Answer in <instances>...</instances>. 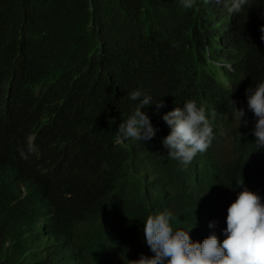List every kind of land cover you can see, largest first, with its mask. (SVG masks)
<instances>
[{
  "label": "trees",
  "instance_id": "16d2710c",
  "mask_svg": "<svg viewBox=\"0 0 264 264\" xmlns=\"http://www.w3.org/2000/svg\"><path fill=\"white\" fill-rule=\"evenodd\" d=\"M0 96L29 168L56 169L48 212L16 199L0 156V264H153L151 237L176 264H264V0H0ZM170 106L201 136L188 168L157 151Z\"/></svg>",
  "mask_w": 264,
  "mask_h": 264
},
{
  "label": "clouds",
  "instance_id": "9594fccd",
  "mask_svg": "<svg viewBox=\"0 0 264 264\" xmlns=\"http://www.w3.org/2000/svg\"><path fill=\"white\" fill-rule=\"evenodd\" d=\"M197 1L204 6H212V4L220 0ZM12 102L13 100L11 98L2 97V102L0 105V138H9V140L0 143V156L6 159L8 168L12 170L11 184L13 186V190L16 191V199L24 202H32L34 198L38 197L39 200L35 203L41 205L43 210L49 212L50 202H52V199H49L44 195V186L45 182H47V178L49 179L52 177L55 174L56 169L52 166L50 167V170L38 172L29 168L28 165L35 162L36 160V155H30L32 152H34V149L32 148L33 137H28L26 142L18 140V138L15 137L17 134L13 132L14 116ZM153 105L154 104H149L148 108H153ZM151 128L155 133L154 139L158 138L159 140L157 144L158 153H163L167 157V161L170 163L178 161L179 159L176 158L181 157L187 161L184 168L191 167L192 163L196 162L204 151V148H202L201 144L199 143L201 141V136L196 135L192 130H189L176 106L168 107L164 111L161 119L157 121V123H153ZM161 160L166 161L163 158H161ZM47 172L49 174L44 180L45 173ZM59 173L64 176L67 174L64 169H60ZM154 176L156 181L150 177H147L145 178L146 182L150 186H160L161 181L158 180L156 173H154ZM151 187L153 188V186ZM172 188L174 191L184 192L186 190L185 180L181 176L174 177ZM153 189L157 192L158 186L157 188ZM161 193L163 194V191ZM193 195H195L196 198H203L211 194H206V191H202L194 193ZM151 198V196H146L144 199L147 201ZM26 206L34 209L30 204ZM209 207V205L204 204L197 211V218L200 226L192 225L190 230L187 231V236H189V239H191V241L187 242V245L190 246L194 236L202 234L203 229L201 222L204 218L205 212ZM28 215L30 219V225H32L37 229L38 232H41V234L44 235L43 239H46L45 241L48 247H50L52 250H58L60 248V243H63L61 239L62 236L47 229V226L50 225L52 218L50 213L49 217L47 218L41 214H35L34 210H29ZM140 240L141 241H138V243L149 245L151 246L152 250H155L153 253H151L150 257V261L152 260L153 264H155V259H161L165 262V264H176L172 261L171 255L169 253L159 251V248L155 246V240L152 237L147 240L142 238ZM67 248H74L71 243V239L67 243ZM210 259L211 254L206 257L204 262H211Z\"/></svg>",
  "mask_w": 264,
  "mask_h": 264
}]
</instances>
